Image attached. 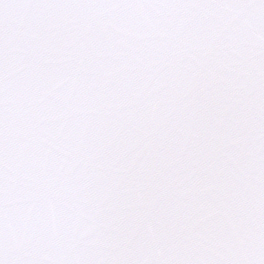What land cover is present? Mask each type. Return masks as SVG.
Masks as SVG:
<instances>
[{"label": "snow or ice", "instance_id": "obj_1", "mask_svg": "<svg viewBox=\"0 0 264 264\" xmlns=\"http://www.w3.org/2000/svg\"><path fill=\"white\" fill-rule=\"evenodd\" d=\"M0 264H264V0H0Z\"/></svg>", "mask_w": 264, "mask_h": 264}]
</instances>
